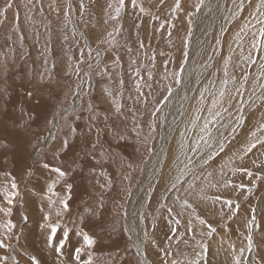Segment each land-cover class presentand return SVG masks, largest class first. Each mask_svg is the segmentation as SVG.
Wrapping results in <instances>:
<instances>
[{
	"label": "rangeland",
	"instance_id": "1",
	"mask_svg": "<svg viewBox=\"0 0 264 264\" xmlns=\"http://www.w3.org/2000/svg\"><path fill=\"white\" fill-rule=\"evenodd\" d=\"M199 2L173 13L175 0H137L144 12L125 0L112 20L118 0H84L83 11L80 0H0V11L12 5L0 15V208L11 209L0 212V264H234L241 249V264H264V157L249 158L259 144L246 152L253 132L264 138V52L233 65L261 27L247 20L256 0L236 16L232 0ZM206 78L209 109L194 115ZM204 113L216 130L201 135Z\"/></svg>",
	"mask_w": 264,
	"mask_h": 264
},
{
	"label": "snow or ice",
	"instance_id": "2",
	"mask_svg": "<svg viewBox=\"0 0 264 264\" xmlns=\"http://www.w3.org/2000/svg\"><path fill=\"white\" fill-rule=\"evenodd\" d=\"M160 2L163 3V0H160ZM248 2H249V4H251V0H248ZM202 3H203V0H200V2L196 5V7L199 8ZM232 3L234 5H236V11L233 13V16H236L240 12L244 11L245 0H239V3H237V0H232ZM131 4H132V7L133 8L139 7V10L141 12H144L145 11V9L142 6H139L137 4V0H131ZM11 6H12L11 3H9L5 7V9L3 11H0V15H4L6 13V11H7V8H10ZM109 7H112V5L110 4ZM124 7H125V0H118V6L115 8V15L114 16H111L110 19H112V20H118L119 17H120V13H121V11L123 10ZM84 8H85L84 0H80L79 9L81 11H83ZM254 8H255L254 17L256 19V23L259 24V25H261V27L258 29V33H253L254 43L252 44V51H250L249 52V55L246 57V60L249 61L251 64H255L256 63V60L254 58V54L253 53H261V52H264V0H258V3L255 4ZM179 10H181V0H175V5L172 8V12L175 13V12H177ZM156 19H158V17H156ZM105 22L107 23V21H105ZM247 26L248 25H245L243 28H241V30H240L241 33L244 32V29L247 28ZM161 27H163V24L161 25ZM115 31L117 33H119L120 29L119 28H116ZM111 35H112V33H109V36H111ZM257 35L260 37L259 40H256L255 39V37ZM236 37H237V40H239L240 39V33H237L236 34ZM21 39H22V37H21ZM217 43H219V41H217ZM141 46H143V45H141ZM261 60H262V63L260 65V69H261L260 75L262 77H264V56H261ZM227 63H228V61L226 60L225 61V65H227ZM227 75H228L227 67H225V76H227ZM244 80L245 81L247 80V76L246 75L244 77ZM224 84L227 85V80L224 81ZM261 88H264V85H261ZM236 91L239 93L240 90L237 89ZM29 95H31V93H29ZM219 96L221 98H223L225 96V90H221L220 93H219ZM219 103H221V101H217V100H214L213 101V105L214 106L216 104H219ZM116 111L117 112L120 111V106H119V103L118 102H117V106H116ZM224 111H227V109H224ZM241 111H242V109H241ZM210 114L213 116V118L220 116V112L218 110L215 111V112H212L210 110ZM240 121H242V117L238 118V122H240ZM208 127H209L208 122H205V124L203 126V131H207ZM233 131H235V129H233ZM257 131H259L261 133H264V124H261L259 126V128H258ZM72 132L73 133L75 132V129L74 128L72 129ZM251 135L255 139L246 148V152H251L252 149L256 148L258 144L261 145V146H264V138H261V136H258L257 135V132H253ZM64 147L65 148L68 147V141H67V139L64 140ZM198 147H199V145H196L192 150L193 151H196L198 149ZM221 150H223L222 146H221ZM209 159H211V157H209ZM204 163H207V160H205ZM44 167L45 168H49L50 166L48 164H45ZM52 171H54L55 173H57L59 177L65 176V172L63 170H61L60 168H58V167L52 169ZM182 174L183 173H181V175ZM247 175L249 177H251L252 176V173L250 171H248L247 172ZM179 179H180V177L177 176L176 177L177 183L179 182ZM172 187L175 188L176 187V183H173L172 184ZM238 187H240L242 189V188H244V185H239ZM11 188L13 190H15L17 188V185H16L15 182H12ZM68 188L70 189L71 188V185H68ZM48 191L49 192H52L53 191L52 186H49ZM15 194H16L15 192H12V193L9 194V198L7 199V203L9 205H11L13 203V197L15 196ZM219 199L220 198L217 197V200H219ZM61 203L63 204L64 209L67 210V208H68L67 202L62 200ZM184 205L186 207H191V205L188 204L187 201L184 202ZM224 205L228 209L232 210L233 212L235 210H238L239 209V204H236L235 205V209L233 208V201L232 200H226V201H224ZM3 211H7L8 213H10L11 209L9 208V209L5 210L3 208H0V212H3ZM168 211H169V213H171L172 209L169 208ZM47 219H48V217L45 216V220H47ZM253 220H254V218H253ZM175 222L177 224H179V221L178 220L175 221ZM252 222L253 221H249V224H251ZM199 223L201 225H204L206 222L201 219L199 221ZM7 227H8V230L11 231V229H12L13 226L9 222V224L7 225ZM207 227L209 229L208 232H207V236L208 237H211L212 234L216 231V229L213 228L211 225H207ZM50 228H51V232H50V235L47 238L49 244H51L54 241V239L56 237V233H57V227L56 226H50ZM188 230L191 231V228H189ZM172 231H173V233H175L176 230L175 229H172ZM145 235H147V233H145ZM67 239H68V233L65 231L63 233V238L59 241V247L57 248V251H59L60 248L63 247V245H64V243H65V241ZM247 239H248V250L251 251V249H252V239H251V235H249ZM83 241L89 247H91L95 243V241L88 234H86V233L83 235ZM6 247H7V245L4 243V241L3 240H0V249L6 248ZM201 248H202L203 251H206L207 250V246L204 245V244H201ZM80 251H81V249H79V248L76 249L77 259H80V256H79ZM243 251H244V249H241L240 250V255H237V256L234 257V264H241V256L243 254ZM165 254L167 255L168 253L165 252ZM2 259H4V258H0V260H2ZM89 264H91V261H89ZM163 264H168V262L167 261H164ZM172 264H175V261H173ZM193 264H200V262H199V260H196V261L193 262Z\"/></svg>",
	"mask_w": 264,
	"mask_h": 264
},
{
	"label": "bare ground",
	"instance_id": "3",
	"mask_svg": "<svg viewBox=\"0 0 264 264\" xmlns=\"http://www.w3.org/2000/svg\"><path fill=\"white\" fill-rule=\"evenodd\" d=\"M258 2V0H256V3ZM220 4V3H219ZM253 5V4H252ZM254 6L255 5H253V6H250V8H249V11H252L253 9H255L254 8ZM224 9V8H223ZM251 16H254V15H251L250 13L248 14V16H247V20H253V19H255V17H253V18H251ZM229 24H227V26H228ZM227 26H226V34H227V36H228V39H227V37L226 36H224V39H225V41L226 40H228L229 42L231 41L229 38L230 37H233L234 35H235V33H236V30L238 29V28H240L241 26H239V25H233V26H230V28H227ZM243 26V25H242ZM246 33V32H245ZM241 35H244V34H241ZM246 35H247V33H246ZM241 39H242V37H240ZM224 41V40H223ZM238 41V40H237ZM239 41H241L240 39H239ZM242 42V41H241ZM236 43V42H235ZM254 43V41L253 42H250L246 47V49L244 48V46L242 45V47L244 48H240L241 50H240V52H238V54H237V56H236V58H234L235 59V62L233 61V65H235L236 64V62H238L239 60H240V64H244V62H246V53L248 54V52H250V49L252 48V44ZM214 44V43H213ZM231 44H232V42H231ZM215 45V44H214ZM233 45V44H232ZM240 45V44H239ZM238 45V46H239ZM238 46H237V48H238ZM215 47V46H214ZM234 47V46H233ZM211 48V47H210ZM232 48V47H231ZM235 48V47H234ZM233 48V49H234ZM215 49V48H214ZM209 50V49H208ZM232 52V51H231ZM195 54H196V52H195ZM234 55V54H233ZM202 58H205V57H202ZM233 59V58H232ZM227 60V59H226ZM231 62V61H230ZM232 63V62H231ZM242 64V65H243ZM211 70V69H210ZM215 70H216V67H215ZM240 71V70H239ZM217 73V72H216ZM212 74H214V73H212ZM212 74H210V75H212ZM242 76V74H240L239 75V77H241ZM220 80V79H219ZM214 81H216V80H214ZM218 81V80H217ZM211 86H212V81L210 80V79H208V78H206V80H205V82H203L200 86H199V90H201V92H203V94L201 95H197L198 94V92H197V94H194L193 95V100H192V103H191V110L194 112V115H198V114H201L203 111H202V109H203V106H204V103H205V101L207 100L206 99V94L207 93H209V89L211 88ZM198 87V86H197ZM215 88H217L216 86H215ZM214 96H216V95H214ZM215 98V97H214ZM185 99V98H184ZM217 99V98H216ZM210 101V100H209ZM218 101V100H217ZM184 104V103H183ZM209 104V103H208ZM211 104V103H210ZM206 105V104H205ZM174 109V108H173ZM208 105H206V107L203 109V110H207L208 111ZM187 110V109H186ZM175 111V110H174ZM173 111V112H174ZM178 111V110H177ZM202 111V112H201ZM206 111V112H207ZM201 112V113H200ZM164 113V112H163ZM176 113V112H175ZM165 114V113H164ZM204 114H206V113H204ZM192 117V116H191ZM194 117V116H193ZM198 117V116H197ZM187 118V117H186ZM217 118V117H216ZM215 118V120H218V119H216ZM218 118L219 119H221V115L220 116H218ZM185 119V118H184ZM191 119V118H190ZM198 119V118H197ZM204 119V118H203ZM211 119V118H210ZM210 119H209V116H208V113L206 114V116H205V119H204V122H208V124L210 125L211 123H209V122H211L210 121ZM213 119V118H212ZM188 120H189V117H188ZM195 120V119H194ZM214 120V119H213ZM184 121V120H183ZM219 121V120H218ZM185 122V121H184ZM183 122V123H184ZM203 122V121H202ZM197 123V122H196ZM215 123H216V121H215ZM250 123V122H249ZM170 124V123H169ZM190 124H191V122H190ZM188 125V124H187ZM192 125H193V123H192ZM179 126V125H178ZM182 126H183V124H182ZM191 126V125H190ZM194 127V126H193ZM214 127H216V126H214ZM179 128H181L180 126H179ZM178 128V129H179ZM184 128H185V126H184ZM186 129V128H185ZM213 129H215L216 130V128H212V126H211V128H209L208 127V129H207V131H203V129L201 130L200 129V134L201 135H206V134H208V132L210 133V132H212V130ZM171 130V129H170ZM175 130H177L176 128H175ZM174 130V131H175ZM184 131V130H183ZM220 132V131H219ZM177 134V133H176ZM211 135V134H210ZM209 135V137H211ZM176 136V135H175ZM214 136H216L217 138L215 139V142H213V143H211V142H207V143H209L210 145L211 144H217L218 142H219V139L221 138L219 135H218V133L217 132H215V134H214ZM208 137V138H209ZM207 138V137H206ZM214 138V137H213ZM183 139V138H182ZM181 139V140H182ZM198 140V139H197ZM221 140V139H220ZM180 141V140H179ZM193 141V140H192ZM194 142V141H193ZM202 142V141H201ZM184 143V142H183ZM195 143H196V141H195ZM206 143V144H207ZM177 144H180V143H177ZM191 144H193V143H191ZM180 145H182V144H180ZM179 145V146H180ZM209 146V145H208ZM207 146V147H208ZM206 147V146H205ZM217 147V146H216ZM192 148H193V146H192ZM206 150H207V148H205ZM174 150H176V148L174 149ZM180 150H182V147H180ZM204 150V149H203ZM179 151V150H178ZM201 151V152H200ZM200 151H198L199 153H202V150H200ZM185 152V151H184ZM228 152V151H227ZM196 154V153H195ZM194 155V154H193ZM202 155H204V153L202 154ZM198 156H199V154H198ZM201 156V155H200ZM226 156H227V154H226ZM230 156V155H229ZM206 157V156H205ZM173 158V157H172ZM227 158V157H226ZM201 160V159H200ZM205 160V159H204ZM223 160H225V159H223ZM184 162V161H183ZM176 166V165H175ZM171 178V177H170ZM169 179V178H168ZM40 191V190H39ZM60 192H61V190H60ZM51 193V192H50ZM51 195V194H50ZM63 195V194H62ZM4 217V216H3ZM62 262V261H61Z\"/></svg>",
	"mask_w": 264,
	"mask_h": 264
},
{
	"label": "crops",
	"instance_id": "4",
	"mask_svg": "<svg viewBox=\"0 0 264 264\" xmlns=\"http://www.w3.org/2000/svg\"><path fill=\"white\" fill-rule=\"evenodd\" d=\"M216 144V143H215ZM214 144V145H215ZM259 156H263L264 157V146H261L260 148L256 149L255 151H253L250 155H249V158L252 160V161H256L257 158ZM264 213V211H263ZM256 238V237H255Z\"/></svg>",
	"mask_w": 264,
	"mask_h": 264
}]
</instances>
